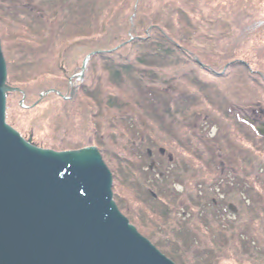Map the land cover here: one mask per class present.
<instances>
[{"label": "trees", "instance_id": "trees-1", "mask_svg": "<svg viewBox=\"0 0 264 264\" xmlns=\"http://www.w3.org/2000/svg\"><path fill=\"white\" fill-rule=\"evenodd\" d=\"M3 42L24 139L97 147L118 209L175 264H264V136L244 119L264 121V0H0ZM46 101L52 141L33 132Z\"/></svg>", "mask_w": 264, "mask_h": 264}, {"label": "water", "instance_id": "water-1", "mask_svg": "<svg viewBox=\"0 0 264 264\" xmlns=\"http://www.w3.org/2000/svg\"><path fill=\"white\" fill-rule=\"evenodd\" d=\"M15 90L0 45V264H175L119 211L97 147L40 148L6 123Z\"/></svg>", "mask_w": 264, "mask_h": 264}, {"label": "rangeland", "instance_id": "rangeland-1", "mask_svg": "<svg viewBox=\"0 0 264 264\" xmlns=\"http://www.w3.org/2000/svg\"><path fill=\"white\" fill-rule=\"evenodd\" d=\"M1 45V48L3 47L4 48V52H5V54H6V47H7V45H6V43L4 44V42H3V44H0ZM2 50V49H1ZM3 54V53H2ZM71 80V79H70ZM69 80V81H70ZM78 80H80V77L79 78H77V79H73V80H71L70 82H72V83H74V82H76V81H78ZM43 82V81H42ZM32 98H35V97H32ZM47 104H48V101H46L44 104H43V106H40V108L37 110V111H35L34 112V114H35V117H36V119H34L35 120V125H34V131L33 132H35V134H37V136H42V137H44V138H48V137H50V136H48V135H51L54 131H53V129H54V126L55 125H51V126H49V124H48V118H40L42 115H43V113L45 112V110H44V107L45 106H47ZM19 108V107H18ZM20 109H21V107H20ZM19 118L21 119H24V116L23 115H21L20 114V116H19ZM6 121V120H5ZM78 121H80L82 124H83V126L84 127H86L85 126V123H84V121L83 120H81V119H79ZM32 125H33V120H28L27 121V123L24 125V128H26V129H28L29 127L31 128L32 127ZM79 127L81 128V126L79 125ZM72 131H78V129L74 126L73 128H72ZM51 138V141L53 140L52 139V137H50ZM30 139H31V137H30ZM99 151V150H98ZM105 163V162H104ZM109 169V168H108ZM176 208H178V207H176ZM120 211V210H119ZM124 215V214H123ZM152 243V242H151ZM153 244V243H152ZM160 251V250H159ZM161 252V251H160ZM224 254L225 255H223V257L219 260V263L218 264H237L235 261H234V259H236L235 258V256L233 257V256H229L226 252H224ZM170 259V258H169ZM171 260V259H170Z\"/></svg>", "mask_w": 264, "mask_h": 264}, {"label": "flooded vegetation", "instance_id": "flooded-vegetation-1", "mask_svg": "<svg viewBox=\"0 0 264 264\" xmlns=\"http://www.w3.org/2000/svg\"><path fill=\"white\" fill-rule=\"evenodd\" d=\"M257 123H260V122H257Z\"/></svg>", "mask_w": 264, "mask_h": 264}]
</instances>
